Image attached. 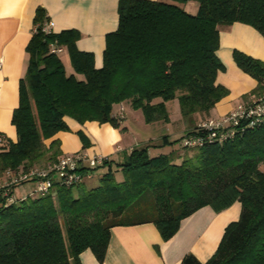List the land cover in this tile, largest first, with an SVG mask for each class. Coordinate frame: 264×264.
<instances>
[{
	"label": "trees",
	"instance_id": "obj_1",
	"mask_svg": "<svg viewBox=\"0 0 264 264\" xmlns=\"http://www.w3.org/2000/svg\"><path fill=\"white\" fill-rule=\"evenodd\" d=\"M188 2L197 4L195 14L184 9ZM45 21L39 8L11 119L17 141L0 135V177L55 163L62 155L54 137L70 130L65 118L118 127L120 110L113 111L126 103L142 111L146 124L165 125L174 99L189 125L195 114L209 118L229 93L216 83L225 70L216 54L220 27L242 23L264 34V0H119L118 27L106 35L100 68L92 53L76 48V30L45 33ZM52 43L66 47L70 74L50 52ZM233 60L261 91L264 61L237 49ZM206 133L195 122L179 139L165 136L163 145L179 142L181 153L152 156L148 146L133 148L94 188L82 187L86 179L63 185L53 177L45 195L10 203L0 197V264H80L86 249L102 262L114 226L153 223L168 240L200 208L218 212L236 201L239 218L226 226L212 257L202 263L188 253L180 264H264V123L223 142L182 143L184 136Z\"/></svg>",
	"mask_w": 264,
	"mask_h": 264
},
{
	"label": "crops",
	"instance_id": "obj_2",
	"mask_svg": "<svg viewBox=\"0 0 264 264\" xmlns=\"http://www.w3.org/2000/svg\"><path fill=\"white\" fill-rule=\"evenodd\" d=\"M118 3L119 0H0V135L17 141L11 119L19 103V83L27 69L29 55L26 47L35 31L37 10L42 8L44 19L53 22V33L76 30L80 34L76 48L92 53L94 66L100 68L106 35L118 27ZM183 7L192 14L197 12L195 2H188ZM60 47L62 51L59 57L61 53L68 54L66 47ZM236 49L264 61V34L242 23L220 27L216 54L225 70L218 73L216 83L226 87L229 93L210 111L213 116L209 113V118L229 113L240 104L250 102L260 92L255 91L257 81L242 72L234 62L233 51ZM66 61L69 67L65 68L71 73L73 69L69 54ZM126 106L118 105L113 114L118 113L121 107L125 111ZM200 117L195 114L192 123L198 122ZM65 121L70 130L54 137L60 141L61 155L75 152L104 155L109 158L110 163L106 166L112 171L114 160L121 162L133 148L147 145L146 140L136 139L127 148L118 146L124 135L109 123L90 121L80 124L72 118H65ZM192 123L184 128L181 135ZM167 125H163L164 131L153 138V144H163L165 136L171 140L173 131H169ZM80 133L86 138L85 147ZM165 149H155L153 152H163ZM22 185L12 189L15 199H22L25 193L28 196L35 188V183L30 190H25ZM240 211L238 201L218 212L211 206L202 207L182 219L178 230L168 240L162 239L153 223L114 226L110 230L103 261L99 262L93 252L86 249L79 255L80 264H180L188 253L205 263L215 253L226 226L238 220Z\"/></svg>",
	"mask_w": 264,
	"mask_h": 264
},
{
	"label": "built area",
	"instance_id": "obj_3",
	"mask_svg": "<svg viewBox=\"0 0 264 264\" xmlns=\"http://www.w3.org/2000/svg\"><path fill=\"white\" fill-rule=\"evenodd\" d=\"M53 22L47 20L42 31L51 33ZM51 53L59 54L62 48L54 43L49 45ZM2 60L0 59V66ZM124 119L123 108L118 114ZM264 123V88L248 103L240 104L229 113L218 118H207L198 121V127L204 129L206 135L184 136L182 143L186 147L203 146L206 143L223 142L238 132L254 128ZM108 157L89 155L86 152H75L62 155L58 160L46 167H32L26 171H7L0 177V197L5 203L15 200L12 189L16 186L33 182L35 188L30 194H47L52 188L53 177H57L63 185H71L82 179H90L92 171L102 166Z\"/></svg>",
	"mask_w": 264,
	"mask_h": 264
},
{
	"label": "rangeland",
	"instance_id": "obj_4",
	"mask_svg": "<svg viewBox=\"0 0 264 264\" xmlns=\"http://www.w3.org/2000/svg\"><path fill=\"white\" fill-rule=\"evenodd\" d=\"M60 57L63 60V63H65V67L66 68L69 67L66 61V59L68 58V54L66 52L61 53ZM66 72L67 74H70V72L68 73V69L66 70ZM123 105L126 106L127 104L123 103ZM167 106H168L169 116H170V120L168 122L167 128L169 129V131H173L172 132L173 135H171V141H174L180 138L181 133L184 130V128H186L189 125V121L181 115L180 105L177 99H174L168 102ZM210 114H211L210 116H213L212 112H210ZM124 115H125V118L119 121L118 127L112 126L113 128L118 129L124 135L123 141L118 143L119 144L118 146H121L122 148H127L129 146L128 144H132L131 142H134V140L142 139V140H146L145 142L147 143V145H144V146H148L150 153H152V156H158L160 154H166L168 152L170 153L172 150H176L178 151V153L182 152L179 142H174L173 144H167V145L161 144L159 146L152 143L153 138L158 136L164 131V126L161 122H154L151 124H146L144 121L142 111L140 109H134L129 105L125 107ZM165 147L166 149L163 152H158V153L153 152V150L155 149H162ZM189 154H191V152H189ZM126 158H127V155H126ZM125 159H123L121 162H123ZM117 163H120V162L116 160L113 161V168H114L113 171L117 169V166H116ZM109 170L110 169L108 166L96 168L93 171L92 177L90 179H86L84 183L82 184V187L84 189H90V188L99 186L102 175L108 172ZM115 174H116L117 179L123 178L121 172L117 171L115 172ZM33 186L34 185L32 182L22 185V187L25 190H30L31 188H33ZM26 197H27V193H25L23 198H26ZM128 215L129 217L133 216L132 214H128Z\"/></svg>",
	"mask_w": 264,
	"mask_h": 264
}]
</instances>
